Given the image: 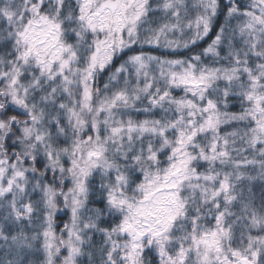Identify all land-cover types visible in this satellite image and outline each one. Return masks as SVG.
<instances>
[{
	"label": "snow or ice",
	"instance_id": "snow-or-ice-1",
	"mask_svg": "<svg viewBox=\"0 0 264 264\" xmlns=\"http://www.w3.org/2000/svg\"><path fill=\"white\" fill-rule=\"evenodd\" d=\"M0 264H264V0H0Z\"/></svg>",
	"mask_w": 264,
	"mask_h": 264
}]
</instances>
